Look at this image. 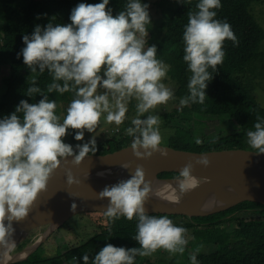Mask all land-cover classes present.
Returning a JSON list of instances; mask_svg holds the SVG:
<instances>
[{
    "label": "clouds",
    "instance_id": "9594fccd",
    "mask_svg": "<svg viewBox=\"0 0 264 264\" xmlns=\"http://www.w3.org/2000/svg\"><path fill=\"white\" fill-rule=\"evenodd\" d=\"M108 4L109 0L96 4L79 3L71 9L70 23L53 24L50 21L43 27L37 24L31 36H22L25 47L17 56L22 55L23 64L32 73L37 72V68L40 73L47 69L52 77L47 93L72 92L73 99L66 115L61 118L55 111L56 101L49 100L48 95L35 86L36 78L33 77L32 86L27 88L25 95L41 94L43 98L31 104L21 100L11 114L0 119V256H9L32 230L48 227L32 229L18 244L12 238L15 232L12 222H20L28 216L38 194L46 190L47 182L61 160L73 157L72 164L78 165L90 152L97 151L96 141L91 139L88 143L77 144L78 152H74L73 147L62 140L69 129L75 131L76 141H82L85 130L94 132L104 113L109 124L119 126L126 118L129 102L135 99L136 118L125 130L126 135L133 137L130 147L133 156L148 159L156 152L162 157L167 156L160 147L161 119L153 114V110L173 99L174 94L162 83L168 66L156 58V45L145 47L150 5L141 3V0H128L124 10L114 17L111 9L107 8ZM221 6L220 0H199L196 10L188 12V22L182 35V59L191 75L187 84L188 95L179 101L180 110L190 104L204 103L207 82L217 72V65L224 61V41H232L234 47L239 44L231 25L215 19V9ZM259 52L262 54L260 47ZM98 89H103V92L98 93ZM145 114L146 118L141 119ZM256 120L254 130L246 133V148L233 149L264 153V120L259 116ZM195 143L200 145L203 141L196 138ZM209 163L206 153H201L195 161L187 162L178 176H174L175 189L181 195L189 191L195 184V177L191 174L194 165L207 168ZM66 177L69 185L79 183L70 171L66 172ZM151 191V182L145 180L143 167L137 165L129 179L107 185L98 193V199L107 198L108 201L104 213L95 212L103 214L104 221L112 223L122 216L129 221L133 217L137 219L136 234L131 238L138 242L139 247L126 249L109 243L91 259L84 254L83 264H135L137 256L149 257L159 249L169 254L184 253L189 229L176 226L165 215H148L144 205ZM71 208L76 209V204L73 203ZM84 213L90 212L75 216H84ZM186 217L192 218L180 215V220L185 221ZM200 250L197 247L189 256L191 264H199L197 254Z\"/></svg>",
    "mask_w": 264,
    "mask_h": 264
},
{
    "label": "trees",
    "instance_id": "16d2710c",
    "mask_svg": "<svg viewBox=\"0 0 264 264\" xmlns=\"http://www.w3.org/2000/svg\"><path fill=\"white\" fill-rule=\"evenodd\" d=\"M100 2L101 0H0V65L9 69L8 76L4 78L5 89L0 95V119L11 114L21 100L31 104L38 103L43 98L41 94H34L33 97L25 95L27 88L32 86L33 77L36 78L35 86L48 95L49 100L61 104L66 115L73 93H47V86L52 83V77L47 69L44 73H40L37 68V72L32 73L23 64L22 55L17 56L25 47L22 36H31L37 24L43 27L50 21L53 24L70 23L71 9L79 3ZM198 2L199 0H181V2L160 0L158 1V9L161 13L159 21L153 18L148 8L150 16V24L146 25L150 33L148 46L156 45V58L168 66L167 80L169 79L174 85V87L172 84L168 86L173 90V99L166 110L159 113L160 133L163 138L168 135L163 140L165 145L180 150L206 152L246 148L248 145L246 133L254 130L256 117L259 116L264 120V107L254 96L255 87L250 78L251 68L255 66L254 62L261 58L259 47L264 38V29L253 16L262 22L264 12L260 14L257 7L264 5V0H220L222 6L215 9L217 12L215 19L231 25L239 44L234 47L232 41H224V61L217 65V72L213 73L212 80L207 82L205 89L207 97L204 103L190 104L180 110L179 101L188 95L187 84L191 75L182 59L184 55L182 35L188 22V12L195 11ZM127 3L128 0H109L107 8L111 9L115 17L124 10ZM141 3L150 5L148 0H141ZM262 56L264 57V53ZM209 71L211 72V69ZM167 80L165 84L168 83ZM18 115L22 117V114ZM131 121H129L130 127ZM213 121L217 122V126L212 132L207 133V124ZM175 133L185 137H174ZM118 134H121L120 137L111 141L105 140L107 148L101 143H96L95 154H104L131 145L133 137L122 131ZM196 138L201 139L203 143L197 145ZM213 140L215 143H212ZM71 146L74 152H78L76 145ZM247 148L252 149L250 146ZM174 176L178 174L174 172L159 174V177ZM228 211H242V214L236 216L232 225L223 228L220 234L215 235L205 230L200 231V235H204V238L196 237L197 243H202V240L206 239L214 245V249L208 253L197 254L199 264H264V205L245 201ZM224 213L222 211L208 217H186L185 221L180 220V215L154 213L148 215H165L176 226L196 229L206 223L217 226L219 216ZM136 225L135 217L131 221L123 216L112 223L107 220L97 232L87 236L80 243L65 247L62 251L56 250V255L52 258L40 257L42 253L39 251L42 245L40 244L26 259L11 264H83L84 254H88L91 259L109 243L126 249L139 247L138 242L131 238L136 234ZM29 241V237L24 239L15 247L16 250H21ZM137 257L135 264H139ZM163 264H178V262L172 259Z\"/></svg>",
    "mask_w": 264,
    "mask_h": 264
},
{
    "label": "water",
    "instance_id": "95a60500",
    "mask_svg": "<svg viewBox=\"0 0 264 264\" xmlns=\"http://www.w3.org/2000/svg\"><path fill=\"white\" fill-rule=\"evenodd\" d=\"M130 147L128 145L104 154L89 153L78 165L72 164L73 157L62 159L60 166L50 176L46 190L38 194L24 219L30 223L27 234L44 225L48 226L47 230L39 239L16 253H31L53 228L79 213H104L107 198L94 199L84 189L90 187L98 194L108 185L101 179L100 172L121 171L129 179L135 167L141 165L145 180L151 182L152 187L144 205L147 214L205 217L245 201L264 205V153L244 149L195 152L160 145L167 156L162 157L156 152L148 159H137ZM201 153H206L209 166L205 168L194 165L191 174L195 177V184L183 195L175 189V177H159L163 172L179 174L187 162L195 161ZM68 171L79 183H67ZM73 203L76 204L74 210L71 208ZM18 260L20 259H10L4 264Z\"/></svg>",
    "mask_w": 264,
    "mask_h": 264
},
{
    "label": "rangeland",
    "instance_id": "374dc122",
    "mask_svg": "<svg viewBox=\"0 0 264 264\" xmlns=\"http://www.w3.org/2000/svg\"><path fill=\"white\" fill-rule=\"evenodd\" d=\"M150 3V11L154 19L160 20V10L158 9V1L160 0H148ZM257 10L260 14L264 12V5H259L257 7ZM253 16V15H252ZM253 18L260 24L262 29L264 28V19L262 22L258 21L254 16ZM150 38V33L148 32V35L146 37L147 44L145 47L148 46V41ZM260 50L262 53H264V38L261 41L260 44ZM262 60H258L255 63L254 67L251 68L250 78L252 80V83L255 87L254 90V96L257 99V101L264 106V57L261 54ZM166 65V64H165ZM9 74V69L7 66L0 65V95L3 93L5 87H4V78L7 77ZM168 78V74L166 77L162 80V83L165 84L166 80ZM168 83L165 84V86H169V84L173 83L169 82V79L167 80ZM98 93H102L103 89H98ZM169 100L166 104L159 105L155 110H153L154 115H158L163 110H166L168 104H170ZM137 101L135 99L131 100L128 104V111L126 113V118L124 122L117 126L115 123L109 124L106 120V113L101 115L100 122L97 125L94 132L89 133L85 130L84 138L82 141H76L73 137V133L75 135V131L72 129L68 130V135L62 138L64 143L70 144V145H77V144H83L88 143L91 139H95L96 143H101L105 148H107L105 140H112L113 138L120 137L121 133L130 127L129 121L136 118V106ZM56 114L58 116L65 115L62 110V105L57 103L56 108ZM147 115V114H145ZM146 117L143 116L141 119H145ZM129 124V125H128ZM215 126H217V122L213 121L211 123L207 124L206 131L211 132L214 130ZM162 136V143L161 145H165L166 143L163 141L167 138L168 135H166L165 138ZM174 137H180L184 138L185 136L182 134L175 133ZM242 214V211H227L224 214L220 215L219 221H217V226L215 224H211L209 226L200 225L201 228H194L187 230L186 239H188V244L185 247V251L183 254H169L168 252L164 251L163 249L157 250L155 253H153L149 257H137V262L139 264H163L169 260L175 259L178 264H191L189 256L191 253L195 251L197 247H200V252L202 253H208V251H211L214 249V245H211L208 240H202V244L197 243L196 237L198 238H204V235H200V231H209L213 234H220L221 230L223 228H226L235 220V217ZM105 225L104 216L103 214L90 212V213H84V216H74L68 221L64 223L60 228H58L55 232H53L50 236H48L45 241L42 243L41 248L39 251L42 253L40 254V257H52L56 255V250L62 251L65 247H68L70 245L78 244L82 240H84L87 236L91 235L93 232L98 231L100 227ZM55 229V228H53ZM46 227L37 228L35 230H32L27 237L30 238L31 241H35L41 234L46 231ZM53 231V230H52ZM199 234H197V232ZM206 234V233H203ZM194 237V239H192ZM24 239V238H23ZM22 239V240H23ZM21 240V241H22ZM200 240V239H198ZM20 241V242H21ZM31 242H28L26 245H29ZM25 245V246H26ZM16 248L12 252V255L16 253ZM19 254V253H18ZM39 255V253H37ZM39 257V258H40ZM66 264V263H64Z\"/></svg>",
    "mask_w": 264,
    "mask_h": 264
},
{
    "label": "bare ground",
    "instance_id": "6f19581e",
    "mask_svg": "<svg viewBox=\"0 0 264 264\" xmlns=\"http://www.w3.org/2000/svg\"><path fill=\"white\" fill-rule=\"evenodd\" d=\"M100 175H101V179L103 181H106L108 185H114L118 183L120 180L127 179V175L121 171L100 172ZM84 189L90 194L91 197H93L94 199L97 198L98 194L92 188L85 187ZM98 200H101V199H98ZM29 225L30 223H28L26 220L25 221L22 220L20 222H16V221L12 222V226L15 229V232L12 238L15 240V242L20 241L27 234V232L29 231ZM0 251H2V249H0ZM27 254L28 253H25V251H23L19 254L12 255V253H10L9 256H0V264H4L10 259L24 258L26 257Z\"/></svg>",
    "mask_w": 264,
    "mask_h": 264
},
{
    "label": "flooded vegetation",
    "instance_id": "af4514ba",
    "mask_svg": "<svg viewBox=\"0 0 264 264\" xmlns=\"http://www.w3.org/2000/svg\"><path fill=\"white\" fill-rule=\"evenodd\" d=\"M18 251V250H17Z\"/></svg>",
    "mask_w": 264,
    "mask_h": 264
}]
</instances>
